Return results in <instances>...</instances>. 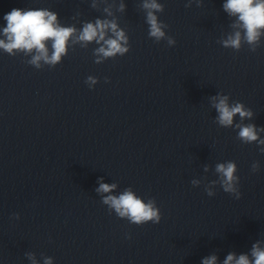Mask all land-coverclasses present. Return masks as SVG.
<instances>
[{
    "label": "clouds",
    "instance_id": "clouds-1",
    "mask_svg": "<svg viewBox=\"0 0 264 264\" xmlns=\"http://www.w3.org/2000/svg\"><path fill=\"white\" fill-rule=\"evenodd\" d=\"M143 8L147 12L149 36L155 38L156 41L164 39L165 32L163 28L167 25L158 21L155 15V12L163 10L162 5L158 4L156 0H144ZM223 8L230 16L237 18L232 25L237 30L222 41L223 46L239 51L243 41L250 46L251 51L255 52L260 44L261 36H264V0H226ZM3 19L6 21V26L3 28L2 33L6 40L0 39V49L9 54H14V50L26 53L35 50L37 54L33 56L30 63L37 68L40 67L41 60L49 65H56L60 62L61 57L66 54L70 38L76 33V29L73 27L60 26L57 23L55 13L43 9L13 8L4 15ZM106 30H110L114 34V38L105 39ZM49 40L52 41L53 51L51 56H49L46 47V42ZM93 40L97 43L103 42V45L96 49V52L103 58L114 57L116 54L123 55L128 51V48L124 46L127 44L125 33L118 29L114 21L96 20L95 24L86 23L76 37V41L86 44ZM168 43L171 45L176 41L169 37ZM99 62L100 60H97V63ZM85 82L91 88L97 81L94 77L89 76ZM212 101L213 107L218 112L217 121L222 126H232L233 118L237 114L242 120L245 118L250 119L253 115L252 111L246 110L241 103L230 106L227 96H216L212 98ZM236 127L239 128L238 135L243 142L249 143L258 140L255 125L237 124ZM260 131H264V129H260ZM259 143L264 144V140L259 141ZM261 151L264 152V149H261ZM258 168L259 163H253L252 170L256 171ZM236 170L235 163L231 161L216 166V172L220 174V184L223 191L239 199L241 193L237 186L239 178L235 175ZM192 183L195 185L199 182L193 181ZM115 187V184L101 183L97 191L109 193ZM207 194L208 196L215 195L211 190H207ZM103 203L114 209L118 216L127 217L137 225L148 221L158 224L161 220L160 210L153 206V202L145 203L131 190H126L118 197L109 195L105 197ZM251 256L252 260L244 254L236 257L235 254L229 253L223 264H264V249H261L259 243L252 246ZM29 258L32 259L31 255ZM216 262L217 257L213 255L205 258L202 264H216ZM33 264H35L34 259ZM45 264H51V261L46 260Z\"/></svg>",
    "mask_w": 264,
    "mask_h": 264
}]
</instances>
